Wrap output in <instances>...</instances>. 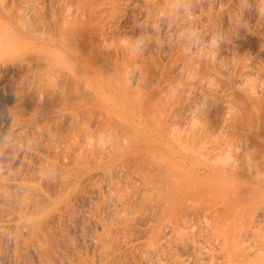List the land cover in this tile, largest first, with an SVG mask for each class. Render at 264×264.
Returning a JSON list of instances; mask_svg holds the SVG:
<instances>
[{
  "label": "rangeland",
  "instance_id": "obj_1",
  "mask_svg": "<svg viewBox=\"0 0 264 264\" xmlns=\"http://www.w3.org/2000/svg\"><path fill=\"white\" fill-rule=\"evenodd\" d=\"M0 1L24 17L0 47V264H227L215 192L198 184L162 220L150 134L117 108L201 140L207 105L206 132L245 141L249 119L230 118L247 84L264 91V0ZM81 30L98 68L69 50Z\"/></svg>",
  "mask_w": 264,
  "mask_h": 264
},
{
  "label": "bare ground",
  "instance_id": "obj_2",
  "mask_svg": "<svg viewBox=\"0 0 264 264\" xmlns=\"http://www.w3.org/2000/svg\"><path fill=\"white\" fill-rule=\"evenodd\" d=\"M11 15V10L6 8L0 1V43H4H2L4 47H0L3 49L6 47L5 41L7 43L10 40L11 43L12 38L18 35L22 29L19 26H23V24H19L21 21L24 22L22 20L24 17L19 20V23ZM3 28L6 30V35L2 32ZM32 33L34 36L36 35V33ZM79 37L80 40L77 41L78 43L69 46V50L71 49L72 54L77 57L76 61H78V64L81 65L84 62L91 67L96 63L97 65L95 67L98 68L100 63L95 62L97 55L93 54L94 57L92 58L91 55L93 52L90 54L89 47L87 46V31L81 30ZM81 57L82 59H79ZM98 58L97 61H101V58ZM105 61L107 64V59ZM101 65L100 68L102 70L99 68L101 72L96 69L99 73L105 75L106 70L103 69L105 65L103 66V63ZM108 66L111 67V65H106L107 68ZM82 69L80 68L78 70L80 71V77L81 75H85L84 72L86 69L84 71ZM91 70L94 71L93 69ZM110 72L108 71L109 74L106 72L105 76L110 75L113 77L114 75L111 74L113 72ZM95 73L97 72L93 74L95 75ZM86 74L88 75L87 72ZM76 75L79 77L78 73ZM100 75L98 76L102 77ZM84 77L82 78L84 79ZM192 77L196 78L199 75L194 73ZM204 79L207 80L208 77ZM247 85H244L247 89L245 87L243 90L240 89L242 93L237 92L238 94L235 99L240 104V110L231 112L230 122L238 125L239 120H242V116L249 119V132L245 136V141L241 137H237L236 140L238 141L234 140L235 143L227 140V137L223 133L220 134V130L222 129H218L220 132L217 130L218 132L215 133V126H213L215 127L214 132L213 128H211L212 134L209 130L210 128L206 132L209 124H211V118L209 117L210 110H208L207 105H197L195 107L196 109L200 108L199 110L202 115L207 114L208 121L205 122L202 119L203 122L208 124L207 127L203 122H199L200 120L195 123L197 126L193 123L189 127L191 132L194 131L192 129L198 128L199 125L200 130L203 131L204 129V134L201 133L203 135L201 136L203 137L201 140H198V134L195 132L192 133L193 136H190L191 134L188 132L187 135H189L186 136L189 139H186V137L184 139L182 134L179 135V132L176 133V127L178 125H175V132L171 133L167 129L168 125L166 122L156 124L152 120L150 123L144 121L143 119L148 113V108L147 105L139 101L135 100L131 105H127L129 102L127 104L122 103L117 108L121 112L119 114L120 116L126 117L128 115L126 120H130L128 122L131 124L135 121L134 119L138 118V125L150 134L152 139L150 144L140 147L139 150H146L150 154L153 153L155 155L153 163L154 176L153 179L150 178L155 189H157L161 197L165 200V206L163 205L164 208L162 207L161 209L162 220L171 223L172 218L177 212L176 210H178L177 208L180 207L182 197L194 187H197L198 184L205 183L208 190L215 192L222 209L226 213L224 225L218 230V234L222 240L224 251L226 252L227 264H264V91L261 89L260 93L257 92V90L260 91V88L263 87L261 86L259 88L258 81L257 83ZM127 94L129 95V92ZM130 99L129 101L132 100ZM212 154H216V156L213 157ZM178 232L180 233L181 231L179 230Z\"/></svg>",
  "mask_w": 264,
  "mask_h": 264
}]
</instances>
